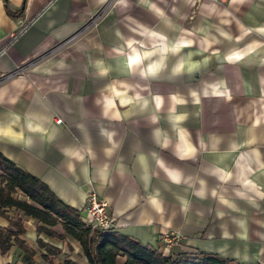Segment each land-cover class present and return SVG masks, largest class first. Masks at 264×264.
<instances>
[{
  "label": "crops",
  "instance_id": "1",
  "mask_svg": "<svg viewBox=\"0 0 264 264\" xmlns=\"http://www.w3.org/2000/svg\"><path fill=\"white\" fill-rule=\"evenodd\" d=\"M0 154L84 224L94 193L143 247L264 264V0H0ZM5 215L35 264H88L60 224Z\"/></svg>",
  "mask_w": 264,
  "mask_h": 264
},
{
  "label": "trees",
  "instance_id": "2",
  "mask_svg": "<svg viewBox=\"0 0 264 264\" xmlns=\"http://www.w3.org/2000/svg\"><path fill=\"white\" fill-rule=\"evenodd\" d=\"M8 17L18 18L23 15L27 0L22 8L11 11L8 0H3ZM19 196L23 197L21 199ZM29 201L32 203H29ZM16 208L47 226H62L64 233L73 237L82 247L88 264H116L118 257H124L123 264H236L232 260L222 259L213 254L188 255L174 252L165 257L160 250L143 247L139 242L115 232H98L86 226L80 213L63 204L49 189L34 176L18 168L13 162L0 154V216L5 217V210ZM37 234L47 232L50 236L63 239L44 228L37 227ZM25 234L21 220L9 221L7 230L0 229V255L4 256L15 244L22 252V264H35V252L28 248L20 236ZM39 249L45 251L42 259L57 255L59 250L37 240ZM59 264H77L65 260Z\"/></svg>",
  "mask_w": 264,
  "mask_h": 264
},
{
  "label": "built area",
  "instance_id": "3",
  "mask_svg": "<svg viewBox=\"0 0 264 264\" xmlns=\"http://www.w3.org/2000/svg\"><path fill=\"white\" fill-rule=\"evenodd\" d=\"M16 37L17 34H13ZM60 123V121H57ZM85 214V225L94 231L98 232H113L116 226V220L108 212V205L105 201L99 199L96 194L89 193L87 195V202L83 208ZM182 237L176 232H165L160 238L159 242L162 244L160 252L162 256H169L172 254L174 248H177L181 242Z\"/></svg>",
  "mask_w": 264,
  "mask_h": 264
},
{
  "label": "rangeland",
  "instance_id": "4",
  "mask_svg": "<svg viewBox=\"0 0 264 264\" xmlns=\"http://www.w3.org/2000/svg\"><path fill=\"white\" fill-rule=\"evenodd\" d=\"M160 250H161V249H160ZM120 262H121V261H120V260H118V264H120Z\"/></svg>",
  "mask_w": 264,
  "mask_h": 264
}]
</instances>
